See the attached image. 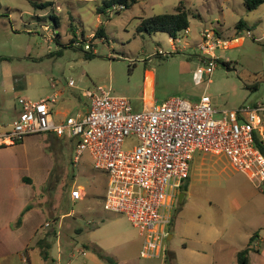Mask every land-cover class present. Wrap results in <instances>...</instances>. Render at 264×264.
I'll use <instances>...</instances> for the list:
<instances>
[{"label": "rangeland", "instance_id": "obj_1", "mask_svg": "<svg viewBox=\"0 0 264 264\" xmlns=\"http://www.w3.org/2000/svg\"><path fill=\"white\" fill-rule=\"evenodd\" d=\"M179 2L189 9V28L173 37L174 47L166 33L139 32L144 19L170 14ZM203 31L221 41L243 39L215 49V67L200 80L195 71L206 67L207 57L199 49ZM145 70L155 76L156 104L205 95L220 118L221 111L263 103L264 1L248 12L241 0H0V130L19 111V98L36 102L58 90L53 113L74 116L78 105L85 112L88 100L80 92L97 86L139 111ZM73 143L37 134L0 147V226L18 207L34 211L31 224L70 213L54 227L58 247L53 240L50 256L59 264H107L93 249L116 264H238L237 253L246 248L248 264H264V185L255 187L225 157L194 154L186 191L169 210L164 257L170 259H143L137 230L124 215L103 209L106 174L94 169L87 152L75 163ZM131 146L126 141L123 149ZM72 192L83 197L73 201ZM20 225L19 216L5 242L0 231V264H25L29 230ZM32 251V264H43Z\"/></svg>", "mask_w": 264, "mask_h": 264}, {"label": "built area", "instance_id": "obj_2", "mask_svg": "<svg viewBox=\"0 0 264 264\" xmlns=\"http://www.w3.org/2000/svg\"><path fill=\"white\" fill-rule=\"evenodd\" d=\"M200 37L206 67H198L195 75L202 80L209 78L215 67L213 51L221 45L238 44L243 38L221 41L211 31H203ZM173 40L170 37L172 47ZM88 48L86 44L84 49ZM66 86L73 88L74 82L69 80ZM58 96L54 92L36 102L19 98L20 111L7 129L0 130V147L45 133L74 141V162L87 152L94 169L106 174L103 209L124 215L137 230L143 259L165 256L169 210L189 178L194 154L225 157L255 187L264 185V156L254 145V134L264 140V102L221 111L220 118H214L217 112L205 95L196 102L170 98L136 111L127 98L97 86L82 91L88 100L84 115L67 116L56 123L50 104H55ZM126 141L132 146L124 150ZM82 197L81 192L71 194L73 201Z\"/></svg>", "mask_w": 264, "mask_h": 264}, {"label": "crops", "instance_id": "obj_3", "mask_svg": "<svg viewBox=\"0 0 264 264\" xmlns=\"http://www.w3.org/2000/svg\"><path fill=\"white\" fill-rule=\"evenodd\" d=\"M240 43H241V41L237 45H239ZM154 80H155V76H154L153 71L145 70L140 110H141V108L144 105L155 103V99H154V95H153ZM62 92H63L62 90H58L59 96L62 95ZM81 93H82V91L80 92V96L83 97ZM59 96H58V98H59ZM47 97H45V98H47ZM253 104H255V103H253ZM132 107H133L134 110H136L135 109V104H132ZM81 110H82L81 105H78V110H76V113H75L74 116L84 115L85 112L87 111V109H86L85 112H82ZM19 111H20V109H19ZM18 112H17V114H18ZM16 115L14 116V118L16 117ZM52 115H53V119H54V121L56 123L63 121L65 119V117H67V116H71L69 114V111H62V110L56 111L54 113L52 111ZM54 117H56V118H54ZM44 135H47L48 139L53 140L54 142H56L59 145H61L63 142L66 143L67 141L68 142L72 141V140H69V139L57 137V136H55V135H53L51 133H45ZM73 145H74V143H73ZM29 202L30 201L27 200V203H29ZM23 209L24 208L18 207L16 210H12L11 213L8 214V217L3 221V223H1L0 231H2L4 233V238L2 240H4V242H5L7 240L6 237H8V238L11 237V234H12V233H10L11 225L20 216L21 225L19 227V230L20 229H24V228L29 230V232L27 234V237L24 239V241L22 243L23 246H26L24 248V250H23L24 263L25 264H32L33 258H32V256H30L29 253H30V251L33 250L32 252L35 253V257L38 258L39 260H41L43 262V264H59V262H55L53 257L50 256V249L52 247V241L53 240H56L55 243H56V245L58 247V244H57L58 243V237H57V235L55 233V228L54 227L56 226V227L60 228V226H62V224L64 223L63 220H65L68 215L70 216V213H67L65 215H61L60 217H56V219H53L51 221V223L44 222V224H41L38 221V222H35V223L31 224L30 223V220H31L30 218L32 216L31 214H33L34 211L33 210H29V211H25L23 213V211H22ZM46 224H48V226H46ZM42 228H46L47 231H45L43 233H39V231ZM76 230L80 232V229H76ZM76 230H75V232H76ZM15 232H17V231H15ZM48 232H53L54 235L53 236L52 235L47 236ZM169 237H171V235H169ZM41 240H43L44 242L49 244V249L47 250L49 258L47 260H44L41 257L40 249L36 245V243L38 241H41ZM84 248L87 249L89 247H84ZM57 252L58 253H57V259L56 260H59V258L61 256V253H59L60 252L59 249H57Z\"/></svg>", "mask_w": 264, "mask_h": 264}, {"label": "trees", "instance_id": "obj_4", "mask_svg": "<svg viewBox=\"0 0 264 264\" xmlns=\"http://www.w3.org/2000/svg\"><path fill=\"white\" fill-rule=\"evenodd\" d=\"M126 0H120L123 4ZM246 11L251 12L255 10L264 0H241ZM137 0H130V4L136 3ZM128 7V5L126 4ZM123 7V6H122ZM189 9L186 8L183 2H179L173 8V12L170 14L157 15L144 19L142 27L139 29V32L144 31L147 34L162 32L168 34L169 37H174L180 31H185L189 28L188 23ZM242 24L239 22L237 24L238 31L241 29ZM216 36L218 34L216 33ZM219 37V36H218ZM91 57V56H90ZM18 142V141H17ZM16 143V142H15ZM14 143V144H15ZM254 145L258 151L264 156V140L258 135L254 134ZM187 183H185L181 188L180 192H185ZM27 211L26 209L23 211ZM79 232V231H77ZM253 241V237L250 238V243ZM249 243V244H250ZM37 247L40 249L41 257L44 260L49 258L47 250L49 249V244L43 240L36 243ZM94 252L107 264H116L110 257L103 255L100 250L93 249ZM248 248L237 253L236 259L238 264H248L247 258ZM170 255L167 254L165 260L169 261Z\"/></svg>", "mask_w": 264, "mask_h": 264}, {"label": "water", "instance_id": "obj_5", "mask_svg": "<svg viewBox=\"0 0 264 264\" xmlns=\"http://www.w3.org/2000/svg\"><path fill=\"white\" fill-rule=\"evenodd\" d=\"M183 195H184V194H183L182 192H180V193L178 194V201H181Z\"/></svg>", "mask_w": 264, "mask_h": 264}]
</instances>
